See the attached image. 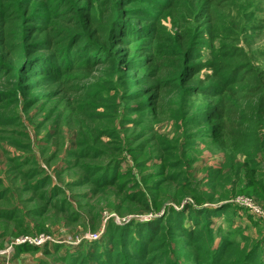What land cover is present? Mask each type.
Returning <instances> with one entry per match:
<instances>
[{"label": "trees", "instance_id": "obj_1", "mask_svg": "<svg viewBox=\"0 0 264 264\" xmlns=\"http://www.w3.org/2000/svg\"><path fill=\"white\" fill-rule=\"evenodd\" d=\"M239 2L0 0V104L16 100L18 94L31 97L29 93L41 87L80 93L82 81L98 66H107L120 83L133 88L128 100L135 103L124 109L138 112L139 117L152 105L160 108L170 103L165 98L175 90L200 93L208 101L196 107V121L202 128L198 138L230 140L232 152L225 156L223 166L230 168L235 183H241L246 160H264V67L256 65L236 43L245 14ZM204 46L210 54L205 62ZM202 69L211 72L209 77L189 86ZM95 94L102 98L100 90ZM109 102L112 111H118L115 98ZM14 122L11 115L0 114V125ZM238 154L245 162L237 160ZM101 170L88 169V173ZM38 186L44 202L52 208L62 206L52 203L56 194L45 185ZM235 186L264 208V187ZM153 188L152 193L157 187ZM212 192L200 197V205L205 204L202 209H187V213L171 209L160 221L137 220L123 229H112L108 242L89 246L73 260L79 264H264L260 244L264 229L261 241L243 230L236 238L229 230L212 246L213 234L220 227L211 226V216L226 217L233 207L208 205L222 194ZM159 204L149 207L145 202L144 208L158 209ZM252 224L260 221L252 219ZM175 236H180L178 242Z\"/></svg>", "mask_w": 264, "mask_h": 264}, {"label": "rangeland", "instance_id": "obj_2", "mask_svg": "<svg viewBox=\"0 0 264 264\" xmlns=\"http://www.w3.org/2000/svg\"><path fill=\"white\" fill-rule=\"evenodd\" d=\"M239 6L245 14L236 43L264 67V0H240ZM201 54L203 62L209 60L208 48ZM210 73L202 69L188 85ZM82 84L77 94L41 87L31 97L18 94L0 104V114L15 120L0 125V264H79L73 259L89 246L108 242L112 229L137 220L160 221L171 209H202L199 199L214 190L222 194L208 205L233 207L226 217L211 216V226L220 227L212 246L229 230L236 238L243 230L263 239V206L235 185L264 187V160L245 162L238 154L237 160L247 164L243 181L235 183L223 166L232 152L230 140L198 138L202 128L196 107L207 103L205 96L175 90L165 98L170 103L152 105L139 117L124 109L135 103L128 100L133 88L120 83L107 66L96 67ZM112 98L116 112L110 108ZM94 168L101 173L89 174ZM38 185L56 194L52 203L62 206L44 202ZM154 186L156 194L150 192ZM157 201L158 209L144 208L145 202L151 207Z\"/></svg>", "mask_w": 264, "mask_h": 264}]
</instances>
